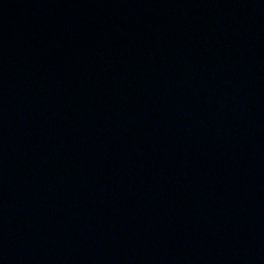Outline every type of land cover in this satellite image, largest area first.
Returning a JSON list of instances; mask_svg holds the SVG:
<instances>
[{"label":"water","instance_id":"obj_1","mask_svg":"<svg viewBox=\"0 0 264 264\" xmlns=\"http://www.w3.org/2000/svg\"><path fill=\"white\" fill-rule=\"evenodd\" d=\"M0 264H264V0H0Z\"/></svg>","mask_w":264,"mask_h":264}]
</instances>
